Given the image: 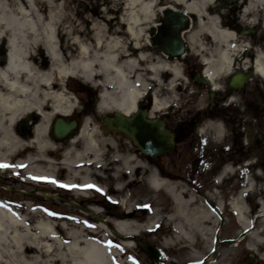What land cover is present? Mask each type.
I'll list each match as a JSON object with an SVG mask.
<instances>
[{
  "label": "rangeland",
  "instance_id": "374dc122",
  "mask_svg": "<svg viewBox=\"0 0 264 264\" xmlns=\"http://www.w3.org/2000/svg\"><path fill=\"white\" fill-rule=\"evenodd\" d=\"M6 2V7L11 10L10 0ZM33 6L35 10L31 12L30 18L36 20L38 31L44 30L47 24L52 23L53 29L64 35L61 45L65 50L69 48L68 42L75 53L79 44L96 51V43H99V54L120 56V62L126 59L135 60L138 53H144L151 63L175 65L181 72L182 66L177 62L165 60L147 46V29L154 23L153 18L164 12L161 9L168 6L177 10L184 9L182 4L174 0H162L158 3L153 9L152 19L141 18L140 24L133 26L134 36L127 30V11L119 0H33ZM246 7L249 10L244 13L243 9ZM190 16L193 25L191 31L184 35L185 39L199 30L196 16ZM213 18L220 21L224 28L238 35L234 43L245 47V54L241 57L247 60L244 66H248L250 72L254 56L264 52V0H244L240 3L218 0L212 9L206 7L205 13L203 12L204 23ZM244 32L248 34L245 35ZM37 40L30 46L34 56L33 64L36 65L40 57L42 61L46 59L42 37L38 35ZM194 40L191 43L188 41L190 52L186 58L197 62V58L200 59V56L204 55L200 54L198 43L201 42L210 51L214 46L204 33H198ZM73 41L75 43L72 44ZM134 44L138 45L137 49ZM125 53L128 54L127 58L122 56ZM204 56L207 57L206 54ZM67 63L68 61H65L64 64ZM236 66L238 67L237 62ZM138 68L137 72L143 73L148 83L147 97L152 100L156 96L160 102L169 105L160 112L172 109L169 112L174 120L171 127L178 122L180 125L184 124L194 111L206 106V91L189 84L185 74L174 80V87L170 90L169 83L174 78L169 71L158 73V83L150 79L152 75L147 70V63L139 64ZM63 82L70 100V104H65L69 111L67 118L79 120V133L84 126L88 133L94 132L97 147L92 152L96 155H84V137L77 138V135L65 145L52 140L48 128L52 120L59 115L52 116L46 123V140L50 146L43 152L35 146L26 145L15 151L1 149L0 165L6 167L0 166V203L1 212L7 218L0 220V226L4 229V234L0 236V264H70V243L77 238L105 243L113 264H155L139 248L138 242L151 243L160 248L167 256L165 264H241L244 255L250 263L247 254L264 258V244L254 245L250 251L247 247L249 237L236 248L212 243L217 232V238L220 240H231L241 232L230 211V204H227L228 207L222 204L219 214L215 212L216 225L211 231L212 235L210 232L204 236L195 235L188 227L189 213L195 212L203 205L198 203L197 197L194 198L195 192L188 182L178 178L182 177L188 181V178L193 177L195 184L200 180L210 183L212 174L218 173L219 170L216 162L205 161L202 166L204 174L200 172L198 177H195L189 162L196 149L189 140L178 143L170 154L149 159L124 133L106 129L103 119L115 111H109L102 102L98 95L102 92L101 88H92L84 84L82 79L72 76L63 78ZM223 82V77L218 76L215 84L223 88ZM183 86L190 89L182 91ZM246 89L249 96L247 100H253L255 105L258 104V108L264 111V84L252 78L246 84ZM201 94L203 96H200ZM206 123L202 136H206L209 141L216 140L218 126ZM37 124L35 120L34 125ZM26 125V121L19 122L12 125L11 130L19 134L20 131H25ZM33 136L32 133L29 136L25 133L23 143L27 144ZM254 160L256 157L253 155L251 162ZM124 161H127V167ZM209 164L211 169L206 172ZM231 165L229 163L222 173L231 176L234 170ZM255 170L259 175L253 179L248 174L240 190H248V184L252 183L251 190L246 193L247 199L245 197L243 201L246 212L250 210L249 214L246 213L247 218L252 224L255 220V231H259L262 229L263 220H257L255 215L264 209V205L257 204L260 199L264 202V169L256 166ZM154 175L164 179L177 193H182L183 199L188 202L187 216L185 213H174L173 200L163 187H151L149 181ZM237 180L238 178L229 179L224 187L218 186L217 190L210 185L209 193L216 198L219 193L225 195L226 201L231 202L236 196ZM223 182L224 179L221 184H224ZM67 183L72 187H66ZM41 192L46 194V198L40 196ZM207 196L205 199L208 201ZM174 215L175 218L171 220L170 217ZM94 216L113 220L112 222L121 220L131 223V229L135 230L136 234L133 232L123 235L112 223L105 226ZM177 224L182 226L179 239L174 236V226ZM155 227L154 231L148 233L149 229ZM50 232L54 233L55 241L50 239ZM189 240L194 243L190 244Z\"/></svg>",
  "mask_w": 264,
  "mask_h": 264
},
{
  "label": "bare ground",
  "instance_id": "6f19581e",
  "mask_svg": "<svg viewBox=\"0 0 264 264\" xmlns=\"http://www.w3.org/2000/svg\"><path fill=\"white\" fill-rule=\"evenodd\" d=\"M119 1L124 5V10L127 11V30L133 35V26L137 27L141 18L144 20L152 19L153 9L162 0ZM174 1L182 4L185 12L196 15V24L199 30L195 34L188 35V41L194 42V37L196 38L198 33H204L213 43L214 47L211 51L206 49L201 42L198 43V48L200 54L207 55V57L201 55V62L204 67V74L210 81V90H216L215 81L218 76L226 79L233 70H236V62L241 68L247 63V60L241 57L245 54V47L235 44L234 41L237 40V36L229 29L224 28L216 18L209 19L207 23H204L203 12L205 13L206 7L212 9L218 0ZM6 5V0H0V45H5V54L0 56V151L1 149L15 151L26 145V147L35 146L40 152H43L46 147L50 146L46 140V123L54 115L69 116L65 104H70V100L63 78L70 76L80 78L84 84L92 88H101L100 97L109 111L130 116L135 112L148 89L144 74L137 72L139 64L147 63V70L152 75L150 79L158 83V73L169 71L174 78L169 83L170 90L174 87V80L180 76V70L175 65L151 63L144 53H138L135 60L126 59L120 62V56L99 54L98 51L101 50L99 43H96L98 45L96 51L79 44L75 53L69 42V48L65 50L61 45L64 35L62 36L57 30H54L52 23L47 24L44 30L38 31L36 20L30 18L31 12L35 10L33 0H10L13 12ZM170 7L172 8V6L166 8ZM161 10L163 11L164 8ZM248 10L249 8L246 7L243 12L246 13ZM191 29L192 27L186 33H189ZM38 35L42 37L44 58L46 59L42 61L40 57L36 65L33 64L34 56L31 54L30 46L38 41ZM73 43L75 42L73 41ZM134 46L136 49L138 48L137 44ZM122 56L127 58L128 54L125 53ZM65 61H68L66 65L64 64ZM45 65L46 67H43ZM250 67L252 69L251 77L264 84V52L254 56ZM96 79H100V81H96ZM165 107H167L166 102H160L156 96L153 97L152 113ZM35 120L38 122L37 125H34ZM23 121L27 122L26 132L13 133L11 126ZM25 133L28 136L31 133L34 135L27 144L22 141ZM78 137L85 139L86 152L84 155L89 156L90 153L96 155L95 152H92L97 147L94 132L88 133L86 126H84ZM124 164L127 167V161H124ZM149 183L154 189L163 187L166 190L173 200L175 214H186L188 202L183 199L182 193H177L174 187L156 175L151 177ZM66 187L72 186L67 183ZM251 187L252 183L250 182L248 190L242 191L230 202L236 224L250 238L247 242L249 250H253L254 245L264 244V209L259 210L261 214L256 218L263 220L262 229L259 231H255V226H252V222L246 216L243 195L248 193ZM1 210L0 203V220L7 218ZM189 214H186L189 216L187 217L188 227L194 231L195 235L204 236L208 232L211 234L216 223L213 211L202 207ZM173 218L175 215L170 217L171 220ZM131 227V223L126 221L114 222V228L123 235H129L133 232L136 234V231L132 230ZM174 228V236L179 239L182 226L177 224ZM2 234H4V229L0 226V236ZM49 237L53 241L56 239L53 232H50ZM189 243L194 242L189 240ZM70 244V256H72L70 264H113L109 248L105 243L88 238H77L75 241L72 240Z\"/></svg>",
  "mask_w": 264,
  "mask_h": 264
},
{
  "label": "flooded vegetation",
  "instance_id": "af4514ba",
  "mask_svg": "<svg viewBox=\"0 0 264 264\" xmlns=\"http://www.w3.org/2000/svg\"><path fill=\"white\" fill-rule=\"evenodd\" d=\"M170 36L169 27L162 25L158 29L157 35L153 37L152 42L157 46H162ZM4 54L5 45L3 44L0 45V56L2 57ZM181 65L192 85L207 92V104L204 108L194 111L184 124L180 125V122H178L173 127L170 125L174 123V120L168 112H161L157 116L172 129L176 144L189 140L194 146L193 148L196 149L189 162L194 170L193 175L198 177L200 172L204 174L205 171H203L202 166L205 161L216 162L219 169L217 172L220 173L227 162L232 161L233 165L242 164L244 161L250 160L253 155L256 160L252 162V166L249 169L252 171L256 169V166L264 169V111H262V108H258V104L255 105L253 100H247L249 96L246 94L245 89L241 91L233 90L228 86L227 82H224L223 88L211 94L201 82L200 84L196 83V81H200L202 72V66L198 64V61L195 62L193 59L185 58ZM186 89H190V87L183 86L182 91ZM200 96H203V94ZM190 102L192 103V101ZM146 103H148V100ZM147 112L150 116H155L151 114L152 112L148 109V106ZM206 122H208V125L214 123L218 126V131H214L216 132V140L209 141L206 136H202ZM245 136L246 142H244ZM210 169L211 167L208 166L206 172ZM214 174H212L211 179H214ZM243 174L240 177H243ZM228 179L226 178V181L224 180V184H221L220 187L225 185ZM194 181V178L191 177L186 182L189 185H194ZM210 184L200 180L198 184L191 186L201 204L205 201L204 196L210 194L208 190ZM226 200L227 196L219 194L215 199L217 204L208 202L206 205L217 209L219 203H224ZM253 257L254 260L250 258V263L247 259H243L241 263L264 264V259L261 257ZM166 259L167 256H161L160 264H165L164 261Z\"/></svg>",
  "mask_w": 264,
  "mask_h": 264
},
{
  "label": "water",
  "instance_id": "95a60500",
  "mask_svg": "<svg viewBox=\"0 0 264 264\" xmlns=\"http://www.w3.org/2000/svg\"><path fill=\"white\" fill-rule=\"evenodd\" d=\"M230 2H238L240 0H229ZM158 21V19H156ZM187 16L180 12L168 11L165 15V23L170 24L173 32V38L161 48V51L170 58H179L185 52V43L178 37L179 33L187 29L185 25ZM239 86L244 82V76L235 78ZM232 82L230 86L234 87ZM105 123L107 128L116 129L125 132L138 146V148L150 157L159 156L169 153L173 150V136L164 129V125L160 121H148L145 119L144 112L139 110L131 118L123 117L115 113L112 117H106ZM77 123L75 120H63L57 118L54 120L51 128L54 140H64L67 136L75 134ZM151 258L155 261L159 258V252L151 245L142 246Z\"/></svg>",
  "mask_w": 264,
  "mask_h": 264
},
{
  "label": "snow or ice",
  "instance_id": "6c2138e0",
  "mask_svg": "<svg viewBox=\"0 0 264 264\" xmlns=\"http://www.w3.org/2000/svg\"><path fill=\"white\" fill-rule=\"evenodd\" d=\"M0 166H4V167H6V165H0Z\"/></svg>",
  "mask_w": 264,
  "mask_h": 264
}]
</instances>
